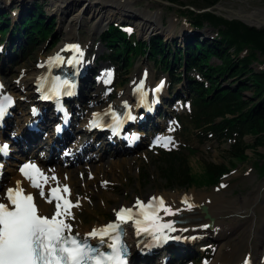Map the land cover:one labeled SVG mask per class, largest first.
I'll return each instance as SVG.
<instances>
[{
    "label": "rangeland",
    "instance_id": "rangeland-1",
    "mask_svg": "<svg viewBox=\"0 0 264 264\" xmlns=\"http://www.w3.org/2000/svg\"><path fill=\"white\" fill-rule=\"evenodd\" d=\"M164 1L166 0H132L134 9L138 11L142 12L146 10L147 12L162 13L163 27L158 32L151 33L150 35L140 34L136 28V24L139 22L138 20L135 21L127 16H121V14L114 15V20L100 27L96 25L97 20L92 19L91 15L89 16L88 25L84 26L83 29L80 28L78 33L80 34L82 43L89 38L88 43L93 41L96 49L100 50L98 55L94 52L96 54L95 65L97 67L90 74L92 91H95L99 86L95 77L98 75L101 76V74L103 77V73L107 70L115 71L116 83L113 87L112 95L106 101L99 102L96 98H93L96 94V92H93L91 95L89 94L87 103L78 101L77 105L79 108H82V115L86 116L88 114L84 111L86 106H88V109L93 110L94 108H101L103 105L117 101L120 98L121 92L126 88L129 89L138 82L141 73L146 68L155 77L154 84L163 79L169 85L165 95L172 101L169 103L163 101L166 109L162 111L163 113L161 112V117H159L161 120L160 134H164V136L172 141L167 148H178L181 144H187L195 148L197 151L190 158V166L197 174H203L206 170V163H224L230 165L234 161L235 166H229L227 174L215 185H197L186 189L171 190L167 189L162 175V162L164 157L161 155L160 148H153L149 144L130 153L112 155L109 160L107 158L102 160L96 159L90 164L94 166L103 165L104 169L97 177H92L93 172L88 167H85L87 163L77 164L75 168L84 165L86 170L83 176L79 174L81 177L79 175L76 177L79 183L77 196L85 199V201L84 205L79 206L78 213H72V217L81 225H87L88 231L95 224L102 225L113 220L116 209L121 206H130L134 199L138 197L147 198L150 195L162 194L181 195L194 191L208 195L219 194L222 196L223 201L221 206L225 205L231 208L233 205L241 204L245 199L252 200L259 193L264 195V175L257 166V161L259 160L257 152L264 153V146H257V152L252 149L248 150V159L245 162H240L230 158L228 155L227 150L230 148V142L217 143L216 141L203 140L197 136L199 132L193 129V127H189L188 130H183V125L177 121L178 117L184 119L185 115L190 112L188 81L189 77L202 80L199 74L193 71V73L187 72L185 68H181L180 71L183 72V80L177 83V85H174L170 81L171 79L166 71L159 68L154 60L142 55L133 59L131 65H127L121 70H118V67L106 58V55L110 51L102 40L103 33L111 25L119 24L123 27L132 25L135 28L134 33H136V38H139L142 42H149L153 38L161 36L166 45V56H169L166 60L170 61L172 57L171 61H173V56L168 51L173 45L177 44L178 47L182 48L187 40L194 35H197L200 41L203 42L213 41L216 38L217 30L209 24H205V27L199 31L196 30L190 21V12L199 14L211 9L210 11L224 18V16L229 17L232 10L262 11L264 10V0H219V3L212 7L203 0H172L171 4H167ZM148 2L153 3L150 9L148 8ZM54 4L55 0H30L29 4L16 17L9 14L10 11L6 13L0 12V17H4L1 14H8L9 25H13L17 24L22 16L26 14L31 15L32 13L30 12L38 10L37 7H40V10L44 12L43 16L47 18L49 23L52 22L51 26H53L51 39L47 41L38 39L34 45H29L25 52H23L22 48L26 45V40L23 38H18L14 41L16 42L15 44L8 47L7 35L4 41L0 43V52L3 50L10 53V58L6 61L3 60V55L0 54V77L4 79L6 88L11 87L12 83L20 82L24 71H31L40 65L42 58L37 57V52H44L45 59L47 60L64 43V36L60 37L58 35L62 20L60 13L58 14L53 11L56 7L50 12ZM78 8L79 6L75 9ZM229 18H233V20L229 21H239L234 16ZM171 24L173 30L172 34L169 35ZM244 24L247 25L245 22ZM96 28L99 34L93 39L92 33ZM259 61L263 62L264 56L259 55ZM210 64L217 65L220 64V61L212 59ZM254 67L256 71L262 69L259 65H254ZM246 95L250 96L251 92H247ZM28 110L29 107L26 104V111ZM247 142L252 146L256 144L255 139L251 137L247 138ZM161 148L166 147L161 146ZM105 160L110 161L111 164L106 165ZM87 180L90 181V185L85 184ZM253 206L255 218H253L251 213L236 217V221H232L227 216L223 217L225 218V222H222V227H227L231 230L224 236H220L217 233H206L205 236H203L204 234L200 235L198 239H196L195 235L189 236L192 238L191 242L194 244L191 247L182 249L186 250L191 248L189 256L179 258L175 252L178 249L170 247L168 250L174 252L171 254L175 256L172 264H202L206 260L209 261V264H243V259L246 261L250 258L255 261V264H264V262L259 260L261 259L262 252H264V197L258 203H254ZM216 208L215 215L218 217V221H221L223 219L219 216ZM51 211L52 208H50L49 213ZM252 220L256 224V231H258L255 236L253 235L254 232L251 231ZM203 246L205 250L200 249ZM163 257V254L157 256L155 260L158 263L154 264H159L160 259L162 260Z\"/></svg>",
    "mask_w": 264,
    "mask_h": 264
},
{
    "label": "bare ground",
    "instance_id": "bare-ground-1",
    "mask_svg": "<svg viewBox=\"0 0 264 264\" xmlns=\"http://www.w3.org/2000/svg\"><path fill=\"white\" fill-rule=\"evenodd\" d=\"M30 0H0V12H7L10 11L9 14H12L13 17L18 16L19 12L22 11L26 7V5L29 4ZM77 6H79L78 9H75ZM153 6V3L148 2V8L150 9ZM53 10V8H55ZM148 9V10H149ZM56 13H60V16L62 18L61 24L58 30V35L61 37L64 36V43L61 47H59L53 55L56 54H65V57L68 59H76L80 61L78 67H82L87 71V74L84 79L79 80V98L77 99L79 102L87 103L89 100V94L91 95L93 92H96L93 98H96L99 102H104L107 100L106 90L107 87L102 83L99 84V86L96 88L95 91H91V83H90V74L91 71L96 69V54L98 55L100 53V50L96 49V45H94L93 41L88 43V39L85 40L84 43H82L80 39V34L78 33V30L81 28L83 29L84 26H87L89 23V16L91 15L92 19L97 20V27H100L101 25L111 22L114 20V15H120L121 16H127L129 18L134 19L135 21H139L136 24L137 30L140 32V34L144 35H150L151 33L158 32L163 27L162 23V13L159 12H147L145 11H138L134 9V6L132 4V0H55V4L50 9ZM97 10H99L97 12ZM105 10V11H104ZM231 12V10H230ZM4 15V14H1ZM237 17L241 18L243 23L245 22L247 25L251 27H255L256 29H262L264 28L262 26V22L264 21V10L262 11H244L242 9L233 11L229 14V17ZM23 17V16H22ZM21 17V19H22ZM19 20V19H18ZM21 21V20H20ZM20 21L17 24L10 25V30L16 29L17 25L20 23ZM241 21V22H242ZM79 26V28H77ZM132 26V25H130ZM134 28V26H132ZM135 29V28H134ZM173 26L171 24L169 35L172 34ZM65 32V33H64ZM89 32V31H88ZM99 34L98 29L96 28L94 32L92 33L93 39L96 38ZM91 36V35H90ZM90 40V39H89ZM8 47H11L14 43H9V40L7 39ZM73 46V48H79L82 55H79L78 53L74 54L73 52H66L65 47L66 46ZM94 52L96 54H94ZM93 53V54H92ZM0 54L3 55V60L6 61L10 57V53L8 51L1 50ZM52 55V56H53ZM95 55V56H94ZM37 57H41V63L40 65L31 70V71H24L22 74V78L20 82L18 83H12L11 87H9L6 92L10 93L16 101V108L17 113L22 115L24 119H31L34 120L35 118H31L29 114L26 112V104L33 99V82L34 79L40 75L42 72H44L47 68V64L49 59H45V53L42 51L37 52ZM15 61V60H14ZM25 67V65H24ZM77 67V68H78ZM146 72H148V69H144ZM109 74V70L107 72L103 73V76H107ZM143 73H141L139 79L142 78ZM147 85L152 86L154 85V76L150 73H147ZM106 79V77H105ZM104 79V80H105ZM165 82V80H164ZM167 83L165 82V87L163 88L162 92L159 93V96L157 99L159 101L154 102L153 98L149 100V104H151L153 110L155 111L156 116L150 118L152 120H155L157 122H161L159 119V114L166 109L163 101H167L168 103L172 100L167 97L166 90L168 89ZM133 96V87H130L129 89L126 88L123 92L120 93V98L115 102L116 104H123L125 102L130 103L132 101ZM108 105V104H107ZM107 105H103V107H106ZM129 105V104H128ZM145 106L143 103L140 104V107ZM71 109L74 114V125L72 128V132L67 133L66 136L62 140H56L53 138H50L49 136H45L44 132L41 133H27L24 134V130L22 127H19L18 124H15L12 120L8 121L7 129L4 131V135H7L10 138L17 137L18 135V142L19 144L17 147L24 149H28V158L34 159V160H40L42 166L44 169L50 173V174H57L59 178V182L62 184H68L71 186V197L74 200V203L79 204V206L84 205L85 199L77 196L78 186L79 183L76 180L77 175L83 176V173L86 171L83 166H79L77 168H74L77 164L87 163L85 164V167H88L91 172H93L92 177H97L100 173L104 171L103 165L94 166L91 165L93 161L96 159H105L109 160V158L112 157V155H119V154H126L128 151L123 150H117L114 151V149L111 148V145L107 143L102 136H96L94 133H88L85 130H81L83 128L81 126L82 122V108L76 104L75 102H72ZM139 109V108H138ZM101 111L102 108L99 109V107L92 109H88V106L85 107L84 111L87 112L88 117H91L94 113ZM140 110V109H139ZM83 111V113H84ZM86 116H83L84 119L87 118ZM43 120L41 121L42 128L46 130L47 127V117L46 112L43 111ZM144 125V124H143ZM79 126V127H78ZM16 128V129H15ZM77 128L79 130L77 131ZM150 128V127H147ZM145 130V128H144ZM83 131V132H82ZM13 133L15 135H13ZM164 135V134H162ZM53 142L54 145L51 147L52 151L48 153L50 143ZM67 146V147H66ZM65 147V148H64ZM16 150V146H13L12 151L14 152ZM66 152L72 153V159H63L62 156H59L60 153L65 154ZM39 154L41 156H39ZM50 155V158L47 156ZM14 156V155H13ZM46 157V158H41ZM26 157H22V160H25ZM56 159V160H54ZM56 161V162H52ZM106 165L111 164L110 161L105 160ZM14 164H10L6 169L3 180H5L6 183L19 179L24 185L26 183L22 180V178L17 173L16 169L13 167ZM79 175V176H80ZM80 176V177H81ZM86 185H90V181H85ZM264 192V190H263ZM155 197L163 198L165 201V204L167 207L172 209L173 215L165 214L163 211L159 212L158 215L161 218V223L166 221H172V220H182L184 221L182 224L174 223L173 225V231L171 233L173 235H182L187 236L185 237V243L186 247H191L194 243L190 241L189 236L195 235L196 239L200 235L205 236L206 233H217L220 236H224L227 233H229L231 230L227 227H222V222H225V216L230 218L232 221H236V217L248 215L249 213L252 214L253 218H255V211H254V203H258L261 198L264 197L263 194H257L254 196V198L251 199H245L241 204L233 205L231 208L229 206L222 205V196L219 194H205L202 192H194L190 191L189 193H183L181 195L178 194H162V195H156ZM0 195V200L1 199ZM187 200V204L184 202ZM208 206L209 212L211 215L215 218V223L213 227V231H209L207 228V222L201 219V215L198 212V206L200 204H204ZM37 204L39 212L42 215H51L53 212V205L52 203L49 204L45 202V199L41 198L40 196L37 197ZM188 204L192 205L191 208L188 207ZM123 207V206H122ZM129 207V206H127ZM215 207L219 212V216L223 219L221 221H218V217L215 215ZM256 207V206H255ZM50 208H52V211L49 213ZM79 207H73L72 211L73 213H78ZM114 220V217H113ZM67 222L74 226V232L80 235L88 234L87 225L83 224L81 225L76 219L68 218ZM100 226V224H95L94 229H97L96 227ZM179 231V232H177ZM251 231L254 232V236L258 233L256 231V224H254L252 220L251 225ZM152 236H147V234H134L130 229L127 234V239L132 245V263L136 264L137 261L141 260L144 262H148L150 264L158 263V261L155 260V258L152 256L146 257L143 256L142 250L139 247V243L146 242L151 238ZM190 249L182 250L178 249L176 254L180 257H185L190 255ZM171 253H174L172 251L167 250V256L169 257V261L165 262L160 259L159 264H172L174 261L172 258L175 256ZM263 252L260 257H262ZM260 260V259H259ZM162 261V262H161ZM244 259L242 260V263L244 264ZM261 261V260H260ZM262 262V261H261ZM250 264H255V261L250 258Z\"/></svg>",
    "mask_w": 264,
    "mask_h": 264
},
{
    "label": "trees",
    "instance_id": "trees-1",
    "mask_svg": "<svg viewBox=\"0 0 264 264\" xmlns=\"http://www.w3.org/2000/svg\"><path fill=\"white\" fill-rule=\"evenodd\" d=\"M166 1L172 3V0ZM203 1L210 7L219 3V0ZM37 8L30 12L31 15L23 16L12 32L13 37L16 32L18 37L27 40L23 52L38 39H50L53 32L52 22L47 23V18L42 16L44 12ZM190 13V21L196 30L203 29L205 24L218 30L213 41L203 42L198 36H192L182 48L177 44L169 48L173 61L172 57L167 61L166 45L160 36L142 42L135 35L126 34L120 26L111 25L102 37L110 50L107 58L121 69L125 66L122 67V63L128 65L136 56H148L176 83L183 80L181 68L198 73L203 81L189 77L191 110L185 116L186 121L180 118L181 124L193 127L203 140L230 142L227 150L230 158L245 162L249 157L248 150L257 152V146H264V61H259V55L264 56V29L249 27L240 21H228L211 11ZM5 17H0L2 38L9 31ZM212 59H217L220 64L211 65ZM254 65L262 69L256 71ZM247 92L251 95L247 96ZM247 137L254 138L256 144L250 145ZM195 152L188 145L161 150L164 157L162 175L167 189L215 185L227 174L228 167L234 165V161L230 165L206 163L203 174H197L190 166V157ZM257 156V166L264 175V153L257 152Z\"/></svg>",
    "mask_w": 264,
    "mask_h": 264
},
{
    "label": "snow or ice",
    "instance_id": "snow-or-ice-1",
    "mask_svg": "<svg viewBox=\"0 0 264 264\" xmlns=\"http://www.w3.org/2000/svg\"><path fill=\"white\" fill-rule=\"evenodd\" d=\"M73 50L82 55L78 47ZM142 88L143 84L138 90ZM4 111L5 107L0 106V117ZM156 143L167 148L172 141L163 139ZM6 150L7 145L0 146V151ZM19 171L32 188L39 190L45 202L51 204L55 201V211L50 218L40 215L35 197L25 194L19 181L15 188L6 189L3 198L8 203L0 202V264H126L122 224L131 222L138 234L147 233L157 241L168 238L166 229L174 230L171 223H161L158 215L161 211L173 215L172 209L166 206L163 198L152 197L147 203L137 200L134 208L138 211L121 208L115 213V222L94 229L81 239L71 235V225L67 223L68 218H74L71 209L79 207L78 202L73 203L66 198L70 195V189L57 186L46 197L44 186L49 179L56 180L55 176H45L33 163L23 165ZM184 202L187 204V200ZM188 207L192 205L188 204ZM91 239H98L100 245H104L107 240L110 252L103 251L101 246L92 245Z\"/></svg>",
    "mask_w": 264,
    "mask_h": 264
},
{
    "label": "water",
    "instance_id": "water-1",
    "mask_svg": "<svg viewBox=\"0 0 264 264\" xmlns=\"http://www.w3.org/2000/svg\"><path fill=\"white\" fill-rule=\"evenodd\" d=\"M224 18H226L228 20H233V18H229V17H225V16H224ZM235 19L242 21L241 18L235 17ZM262 26L264 27V21L262 22ZM199 211L202 214V219L205 221H208V224H207L208 229L212 230L214 227L215 218L210 214L208 207L206 205H199Z\"/></svg>",
    "mask_w": 264,
    "mask_h": 264
}]
</instances>
